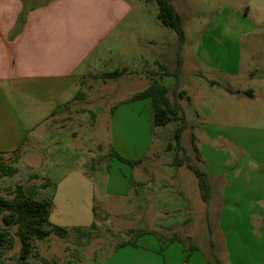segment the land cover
I'll use <instances>...</instances> for the list:
<instances>
[{
  "label": "crops",
  "instance_id": "1",
  "mask_svg": "<svg viewBox=\"0 0 264 264\" xmlns=\"http://www.w3.org/2000/svg\"><path fill=\"white\" fill-rule=\"evenodd\" d=\"M144 1L145 4L129 0H0V152L7 157L19 154L13 165L16 174L24 167L28 173L25 180L35 174L41 182L44 178L51 181L53 185L41 189L36 197L51 199L49 219L53 211L57 215L53 224L67 225L64 222L72 219L92 222L96 192L105 190L92 175V171L102 170L99 163L96 169L78 164L82 156L96 159L84 146L75 144L81 127L67 125L78 120L84 123L88 116L87 111L80 117L69 115L76 102L85 97V78L121 70L119 77L145 79V87L139 91L149 85L151 77L172 87L165 80L173 76L163 74L159 64L173 56L176 34L158 19L157 4L148 6L150 0ZM183 26L186 40L182 53L198 65L194 74L197 81L205 83L204 89L217 91L218 103L223 98L235 99L236 93L225 86L239 90L237 93L246 91L244 94L264 108V84L240 85L247 75L250 80L259 77L264 83V69L259 74L255 72L252 62L256 56L248 42L249 37L262 35L259 30L264 29V0L222 3L211 20L191 21L188 30ZM248 45L247 53L244 46ZM202 69L213 70L219 78L206 77ZM233 79L239 85L232 84ZM254 109L249 106V110ZM145 119L149 127L143 134L141 125ZM111 124L114 151L137 159L146 155L154 137L149 98L131 97L120 102L112 113ZM250 169L255 180L252 182L250 177L247 184L255 200L249 201L251 206L245 213L248 221H256L255 226L264 236V192L259 191L264 189V175L255 171L258 168ZM122 177L127 195L131 175ZM122 242L126 243L115 248L103 264H165L160 258V240L151 231L136 233L131 241ZM175 242L178 241L172 243ZM66 264L80 263L71 259Z\"/></svg>",
  "mask_w": 264,
  "mask_h": 264
},
{
  "label": "rangeland",
  "instance_id": "2",
  "mask_svg": "<svg viewBox=\"0 0 264 264\" xmlns=\"http://www.w3.org/2000/svg\"><path fill=\"white\" fill-rule=\"evenodd\" d=\"M129 1L132 4H145L144 0ZM230 1L172 0L186 30L191 21L211 20L219 5ZM148 2V6H156L155 1ZM259 31L262 35L248 38L256 56L252 63L257 74L264 69V29ZM248 47L244 46V52ZM173 50V56L169 55L163 64L169 70L176 67L177 39ZM182 55L185 60L178 81L187 96L183 95L181 102L186 122L181 143L192 154L191 163L194 166L214 174L212 177L209 173L212 177L209 201L202 200L197 178L191 170L185 166H172L174 151L166 146L168 142L174 144L172 135L178 121L167 124L159 132L154 131L149 151L145 157H139H144L143 161L133 166V170L127 162L110 155L113 151L126 160L137 159L114 151L111 116L120 102L130 99L145 87V79L123 76L103 80L100 74L87 76L82 87L85 97L76 102L69 115L80 117L87 111L88 116L84 123L78 120L74 125H67L76 129L81 127L75 144L84 146L96 159L82 156L78 164L92 165L96 169L99 163L102 170L100 173L92 171V175L105 190L101 194L100 190L96 192L92 222L72 219L64 222L69 226H59L87 228L95 223L96 227L90 228L85 236L76 233L61 239L51 234L42 240H33V251L26 261L18 257L19 241L15 237L12 244L0 248V264H43L42 258L47 264H65L71 259L80 264H103L118 243L131 241L141 231H151L159 236L160 248L163 246L160 258L165 264H264L263 231L255 226V220L248 221L245 213L251 206L249 201L255 200L254 191L247 184L250 177L252 182L255 180V173L251 172L250 167L253 170L258 168L255 171L264 175V108L244 94L246 91L236 93L235 99L223 98L218 103L219 93L204 89L205 83L195 78L194 71L198 65L186 53ZM202 71L206 77L219 78L211 69ZM165 83L173 87L174 77L166 79ZM231 83L239 85L234 79ZM249 83L254 87L264 84L259 77L250 80L247 75L240 85L245 87ZM249 106L256 109L249 110ZM148 127L145 119L141 125L143 134ZM190 133L196 137L201 160H197L190 150ZM236 143L239 145L237 148L234 147ZM1 160L7 164L18 161L14 162L13 157L7 156H2ZM122 175H131L127 195H124L125 180ZM27 176L28 173L21 166L16 175L1 177L0 195H5L6 188L26 182ZM35 182L39 184L41 179ZM259 191L262 193L264 189L260 188ZM231 216L235 218L231 219ZM49 220L52 223L57 221L54 211ZM173 235L180 242L170 244L168 238ZM139 238L135 237L134 240ZM149 238L155 240L154 236ZM189 245L197 249L189 252Z\"/></svg>",
  "mask_w": 264,
  "mask_h": 264
},
{
  "label": "trees",
  "instance_id": "3",
  "mask_svg": "<svg viewBox=\"0 0 264 264\" xmlns=\"http://www.w3.org/2000/svg\"><path fill=\"white\" fill-rule=\"evenodd\" d=\"M155 1L158 6V19L160 22L170 27L176 34L177 38V53L176 67L170 71L159 64V69L165 75L174 77V85L167 88L155 77H151L149 85L135 93L132 96L133 100L149 98L151 101V131L152 134L156 128L165 126L170 122L178 121L179 124L175 128L172 135V142H168L166 148L173 150L172 166L179 168L185 166L191 170L197 178V184L201 198L204 202H208L211 197V181L210 175L206 170L194 166L192 162V154L182 145V133L186 128V122L182 113L181 99L186 94L184 90L179 89V74L183 65V45L186 40V32L183 26L182 18L175 9L171 0H150ZM121 70L112 72H104L100 74L103 80L118 78L121 75ZM210 83H215L210 81ZM229 92H239L229 86H225ZM195 135L190 133V150L197 160H201L199 149L195 142ZM111 156L118 158L121 161L127 162L131 167L141 163L143 158L136 160H126L117 153L111 151ZM2 153L0 152V178L11 177L17 172V168L13 164H7L1 160ZM14 162L19 159V154L13 156ZM37 176L31 174L26 182L17 183L12 188H6L5 195H0V248L13 243L16 237L19 241L18 257L21 261H26L33 251V240H42L53 234L58 238H67L72 234L85 236L89 234L90 228H95L96 224L91 223L87 228L82 227H63L53 224L49 220L52 201L50 198H37L36 194L40 189L52 186L53 184L48 178H44L42 182L37 184L35 181ZM12 232V234H11ZM141 231L138 233H144ZM157 238L161 241L159 236ZM179 241L176 236H170L168 242L172 243ZM126 242L118 243L115 248L123 245ZM213 246V242H210ZM163 249V246H161ZM197 249L194 245L188 246V251L192 252ZM1 255V251H0ZM43 264H47L46 260L41 259ZM217 262V259H214ZM67 263V262H66ZM65 263V264H66Z\"/></svg>",
  "mask_w": 264,
  "mask_h": 264
}]
</instances>
